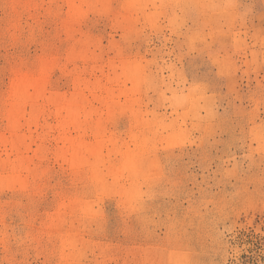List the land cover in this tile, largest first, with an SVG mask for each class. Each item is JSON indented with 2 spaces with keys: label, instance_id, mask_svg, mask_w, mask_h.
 Segmentation results:
<instances>
[{
  "label": "rangeland",
  "instance_id": "rangeland-1",
  "mask_svg": "<svg viewBox=\"0 0 264 264\" xmlns=\"http://www.w3.org/2000/svg\"><path fill=\"white\" fill-rule=\"evenodd\" d=\"M0 264H264V0H0Z\"/></svg>",
  "mask_w": 264,
  "mask_h": 264
}]
</instances>
